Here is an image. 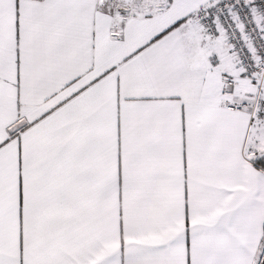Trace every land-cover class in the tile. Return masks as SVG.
Here are the masks:
<instances>
[{
  "label": "snow or ice",
  "instance_id": "6c2138e0",
  "mask_svg": "<svg viewBox=\"0 0 264 264\" xmlns=\"http://www.w3.org/2000/svg\"><path fill=\"white\" fill-rule=\"evenodd\" d=\"M0 264H264V0H0Z\"/></svg>",
  "mask_w": 264,
  "mask_h": 264
}]
</instances>
